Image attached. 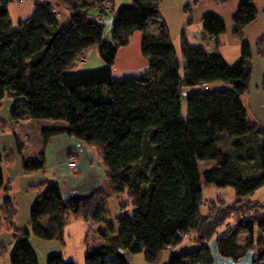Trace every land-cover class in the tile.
I'll return each mask as SVG.
<instances>
[{
  "label": "trees",
  "instance_id": "trees-1",
  "mask_svg": "<svg viewBox=\"0 0 264 264\" xmlns=\"http://www.w3.org/2000/svg\"><path fill=\"white\" fill-rule=\"evenodd\" d=\"M14 1L0 0V107L13 98V121L65 124L43 130L44 145L63 134L84 142L104 165L109 189L65 200L60 184L46 180L41 183L45 191L32 207L30 229L16 226V210L7 197L2 211L14 230L11 264H40L32 235L63 242L70 217L100 226L94 233L105 245L89 248L85 264H130V255L137 253H145L149 264H158L168 249L165 264H214V240L225 258L239 261L252 253L256 264H264V251L257 253L253 245L256 226L264 235L263 204H238L243 216L220 232L224 219L201 213L202 179L233 188L239 200L264 188V126L251 119L243 101L253 75V49L244 42V31L257 18L256 8L244 3L234 18L233 35L242 43L238 62L229 65L221 53L225 22L206 15L201 44H191L185 32L181 36L183 65L166 23L159 26L158 35L150 32L151 21L161 20L163 0H132L116 11L115 0H67L85 3H74L64 21L51 2L36 1L32 16L16 27L9 14ZM92 8L101 14L113 12L110 31L103 17L89 14ZM191 9H185L188 26L193 24ZM138 32L144 35L141 52L148 72L116 79L118 51ZM207 39L214 41L211 51ZM95 50L105 66L75 71L77 62ZM256 51L264 61V38ZM16 142L22 153L23 144ZM12 159L0 154V192L10 189L4 184L2 164ZM211 161L215 166L201 173L200 163ZM23 166L28 174L44 171V152ZM112 197L121 212L114 224L107 210ZM242 232L249 235L247 247L238 243ZM191 233L199 235L197 248L175 252ZM259 241L264 247L263 236ZM47 264L76 263L58 253L49 256Z\"/></svg>",
  "mask_w": 264,
  "mask_h": 264
},
{
  "label": "rangeland",
  "instance_id": "rangeland-1",
  "mask_svg": "<svg viewBox=\"0 0 264 264\" xmlns=\"http://www.w3.org/2000/svg\"><path fill=\"white\" fill-rule=\"evenodd\" d=\"M36 1L44 2L46 0L14 1L9 5V14L15 27L21 21H25L32 16L36 9ZM88 1L92 2V0ZM172 1L175 0H165L164 12L169 21L168 29L173 40L175 50L177 52L179 60L184 65L185 61L182 59L180 53L181 36L179 37L182 27H180L181 25L177 24V11L172 6ZM52 2L53 5H55V8H57L56 10L60 12V20L62 21L69 17L70 9L73 7L74 3L79 5L85 3L83 1H74V3H71L67 0H52ZM131 3L132 0H115L113 3V7L116 11L122 5H128ZM89 14L92 17L96 18L103 17L105 21H108L111 19L113 12L107 10L105 11V14H101L100 9L92 8L91 10H89ZM150 27V32L152 34H159L160 27L156 21H153ZM201 32L202 25H193L187 28L188 38L191 44H195V42H197L198 36ZM143 36L144 35L141 32L136 33L135 36L130 39V43L128 46L119 49L115 61V66L113 68L114 78L123 79L129 77H139L148 72L147 62L143 58L141 52V43ZM85 58V62H77L74 69L75 71L97 70L105 66V63L100 58L98 50L89 52L85 55ZM182 74L183 70H181V75ZM12 111L13 110L11 102H7L3 107H0V124H6V126H2L3 124L0 125V153L3 152L2 150H4L6 147L8 148L7 154L15 152V161H12V163H10L9 165L4 164L2 166L4 184L5 186L10 185L11 187L8 191H1L2 201H0V245H9L10 243L14 245L15 243V239L13 237L14 230L9 226L6 220H4L5 218L2 211L4 205L3 201H5L7 197H10V199L12 200L16 210V217L14 219V223L16 224V226L26 227L30 229L32 207L37 197L45 191V185L41 186V183L45 182L46 179L53 180L52 176L54 175L50 170H47L46 172H37L30 174L26 173L24 170V159L33 160L39 157L37 145L35 143L37 142V137L34 138V131L38 132L36 135H39V130L41 129L42 132V130L48 128V126H51L52 128H57V125L61 127L66 126L63 123L52 120H34L29 140L27 136L22 135L23 139L25 140V144H27V148L24 155H19L15 135L10 124L12 120ZM91 151L96 153L92 149ZM72 159L76 160L78 163V158L75 154L72 156L70 155L69 161ZM214 166L215 163L212 161L201 162V173L204 172V170L212 168ZM106 187L108 188V186ZM202 187L203 201L201 205V213L206 217L213 218L219 215L221 219H224L222 221H224L225 223H223L222 227L219 228V232L223 231L227 227L228 223L233 225L239 222V220L243 216V212L241 210H238V204L250 203L249 206H251L252 204L264 205V188L255 192L249 198L239 200L237 199L235 190L233 188H219L214 185H209L205 182L204 179H202ZM107 210L109 215L108 219L112 224H114L116 218H119L121 215L120 208L115 197H112L109 200ZM225 218H227L226 221ZM99 227L100 226L98 224L92 221H86L82 218L70 217L67 220V224L65 226L63 242L43 241L32 235V245L39 256L40 264H47V258L58 253H62L66 261H73L76 264H85V257L89 248H96L105 245L103 239L94 233ZM198 236L199 235L197 233L186 235L183 238V243L179 247L174 249V251L177 253H183L196 249L197 245L200 242V238H198ZM262 236L264 237V235L259 231V228L256 226L253 245L254 251H256L257 253H261L262 251H264V247L260 246L261 244L259 241ZM248 240L249 235L246 232H242L239 236L238 243L242 247H247L246 245H248ZM169 254L170 250H165L161 254L158 264H165ZM129 262L130 264H149L146 260L145 253L131 254L129 257Z\"/></svg>",
  "mask_w": 264,
  "mask_h": 264
},
{
  "label": "crops",
  "instance_id": "crops-1",
  "mask_svg": "<svg viewBox=\"0 0 264 264\" xmlns=\"http://www.w3.org/2000/svg\"><path fill=\"white\" fill-rule=\"evenodd\" d=\"M46 1L53 4L52 0ZM194 1L195 0L172 1V6L177 11V24L181 25L180 27H182L179 37L182 36L183 32H185L186 37L188 38L187 28L191 27L188 26V15L185 12L187 6H192V26H201L202 19L206 15H215L219 17L225 22L227 26L226 33L220 37V42L222 45L221 53L229 65L235 64L241 58L242 43L233 35L234 18L238 14L241 5L244 3H251L256 8L257 18L255 19V21L249 24L244 31V42L250 44L253 49V75L250 91L247 95L244 96L243 101L250 113L251 119L264 126V92L261 89L262 81L264 78V61L258 57L256 51V44L264 38V0H226L225 4L222 5L217 4L215 0H199V2L196 4L194 3ZM164 2L165 0H163V3L161 5V20L156 21L159 26L162 23H166L167 26L169 25V21L164 12ZM152 22L153 21H151V23ZM202 32L199 34L197 42H195V44L193 45L202 43ZM134 36L135 34L131 38H133ZM207 40V45L209 46V50L211 51L214 48V41L211 39ZM15 101L16 100L13 98H8L2 103L1 107H3L7 102H11L13 110ZM33 121L34 120H24L16 122L11 120L10 124L15 135V140H19L23 144V151L22 153H19V155L25 154L27 144H25V140L23 139L22 135L27 136L29 140L30 134L32 132L31 128L33 127ZM0 125L6 126V124L4 123H1ZM57 127L61 126L57 125ZM49 128L52 127L48 126V128L46 129ZM34 133V138L37 137V142L35 143L38 149V156H40L42 152H44L45 154V170L42 172H46L47 170L53 172L54 176H52V179L60 184L65 200L86 199L91 197L98 189H109L104 165L100 161L97 154L91 151V149L84 142L63 134L53 137L48 145L45 146L41 129L39 130V135H36L38 133L36 131H34ZM7 149L8 148L6 147L0 154H2L3 156L13 155L12 161H15V152L7 154ZM74 154L78 158V163L77 167L73 169L69 167L68 163L70 155L72 156ZM25 160L26 159L23 160V163ZM4 164L9 165L10 163L6 164L4 162L2 166ZM106 186H108V188ZM1 196L2 194L0 192V201H2ZM14 248L15 243L14 245H12L11 243L9 245H0V264H11V255L14 251Z\"/></svg>",
  "mask_w": 264,
  "mask_h": 264
},
{
  "label": "water",
  "instance_id": "water-1",
  "mask_svg": "<svg viewBox=\"0 0 264 264\" xmlns=\"http://www.w3.org/2000/svg\"><path fill=\"white\" fill-rule=\"evenodd\" d=\"M104 24L109 27V31H110L112 29L113 24H114V19L104 21ZM211 249H212L214 264H256L255 257L252 253L247 254L245 257H243L239 261H235L233 259L225 258V257L219 255L218 250H217V241L216 240H214L211 243Z\"/></svg>",
  "mask_w": 264,
  "mask_h": 264
},
{
  "label": "built area",
  "instance_id": "built-area-1",
  "mask_svg": "<svg viewBox=\"0 0 264 264\" xmlns=\"http://www.w3.org/2000/svg\"><path fill=\"white\" fill-rule=\"evenodd\" d=\"M16 1H22V0H16ZM108 9H110V8L108 7ZM79 61L85 62L86 61V58L85 57H82ZM68 165L71 168H75L77 166V161L74 160V159H72V160L69 161Z\"/></svg>",
  "mask_w": 264,
  "mask_h": 264
}]
</instances>
